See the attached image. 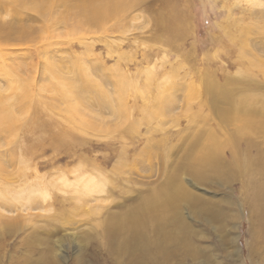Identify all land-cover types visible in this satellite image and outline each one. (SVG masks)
Wrapping results in <instances>:
<instances>
[{
  "label": "rangeland",
  "instance_id": "obj_1",
  "mask_svg": "<svg viewBox=\"0 0 264 264\" xmlns=\"http://www.w3.org/2000/svg\"><path fill=\"white\" fill-rule=\"evenodd\" d=\"M115 1L68 32L55 0L11 41L34 82L0 136V264H264V0ZM50 47L77 119L41 88Z\"/></svg>",
  "mask_w": 264,
  "mask_h": 264
},
{
  "label": "bare ground",
  "instance_id": "obj_2",
  "mask_svg": "<svg viewBox=\"0 0 264 264\" xmlns=\"http://www.w3.org/2000/svg\"><path fill=\"white\" fill-rule=\"evenodd\" d=\"M58 1H61V0H58ZM67 1L68 0H63V2H65V3ZM98 1L99 0H79L78 5L63 4L66 6V11L60 17L64 18V20L66 19L67 24L70 21L74 22L73 25L72 24L69 25L70 30L68 32H71V31L77 29L80 25L82 26V25L89 23V22L94 23L97 20L101 19V17H103L104 11H106V12L112 11L113 7H115L114 4L116 5V7L119 6V1H115L116 3H113V0H106V2H105L106 5L103 3L104 0L100 1V3H102V4H100ZM107 1L112 3V4H108ZM53 2H55V0H0V6L1 5L2 6L3 5L10 6L11 10H13L16 17L20 18V19L17 18L18 22L16 24V30H21V31H15V28L12 25H10L11 23L5 24L3 22L1 23V21H0V58L2 59V61H4L3 66H0V78H3V80L5 82L6 89L7 90L9 89L8 91L10 94V95H6V96H4L5 94L4 95L0 94V136L3 132H11V130H14L16 122L19 118V112L23 111L27 107L26 103L32 95V90H31V84L32 83L30 81H33V80L30 79L29 74L27 75L26 73H24L22 71L23 62H21V59L18 58V57H22V56L24 58L25 55L15 54L16 50H21L23 47H21L19 45V43H12L11 41L28 36V33H23V31L31 28L32 26L28 28L26 23L24 24V22H22L23 15H28V18H31V19L32 18H38V17H34L33 15L39 16L40 18L44 19L45 23H44L43 27L46 29L48 26V23L49 24L51 23L49 21L54 20V19H51L53 7H54ZM108 5L110 6V8L108 7ZM68 14H70V15H68ZM67 15L69 17H67ZM29 16H31V17H29ZM70 16H73L74 18L70 17ZM25 17H27V16H25ZM55 21H56V19H55ZM32 28L34 29V27H32ZM33 29H31V30H33ZM47 31H48V28H47ZM44 32H42L40 34L41 36L39 35L40 36L39 41L40 40L45 41L46 43L47 42L51 43V45L53 43H54V45H56L60 41V39H59L60 37L66 38V36L70 35V34H68V32L60 33V34L55 33V32H52V33H46V32L44 33ZM30 35L31 34H29V36ZM14 38H16V39H14ZM46 46L48 47L50 45H46ZM14 48H15V50H14ZM29 50H28V53H29ZM51 50H52L51 47H50L49 51H47V48H46V51H45V49H40V51L38 53L40 61L45 62V66H46L45 71H47L49 76H51L50 79L53 78V81H54V82H48L47 85H43L41 88L46 89V90L51 89L54 92V94H57L65 103V106H66L65 107V109H66L65 113L69 116L70 119H72V118L77 119V117L80 114H82V112H83L82 106H83V102H84L83 97L86 96L84 94L85 92L83 93L81 91V89L75 85L74 80L71 79L72 82H67L61 77L60 73L58 72V69H60V64L55 63V61L51 59V56H50ZM87 78H88V76H87ZM29 82H30V84H29ZM128 84H130V83H128ZM34 87H35V85H34ZM122 87H124L123 84H122ZM125 87L127 88V86H125ZM6 89H4V90H6ZM4 90H3V92H4ZM123 90H124V88L122 89V91ZM122 91H121V94H122ZM136 91L138 92V90H136ZM140 92H141V90H140ZM87 96H88V94H87ZM154 100H156V99H154ZM55 106H56V104H55ZM84 106H85V104H84ZM57 108H59V107L57 106ZM61 110L63 111L64 109H61ZM119 111H121V109ZM63 113H64V111H63ZM1 143L2 142H1V138H0V145H1ZM237 168H238V166H237ZM251 172H252V170H251ZM255 173L258 174L259 172L257 173V171H256ZM95 188H92V186H90L86 182V183H84V186L82 187L81 191L83 192V190H92ZM169 189H171V182L169 184H167L162 190H164V192H165V191H169ZM156 195L158 196L159 194H155L154 196L156 197ZM151 200L153 201V194H152ZM30 202H31V200H29V203ZM1 218L2 217L0 216V221H1ZM2 221L4 222V220H2Z\"/></svg>",
  "mask_w": 264,
  "mask_h": 264
}]
</instances>
